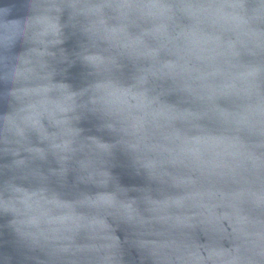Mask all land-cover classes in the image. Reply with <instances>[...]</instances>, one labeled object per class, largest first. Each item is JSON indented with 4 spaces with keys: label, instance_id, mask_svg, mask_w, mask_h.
Listing matches in <instances>:
<instances>
[{
    "label": "water",
    "instance_id": "95a60500",
    "mask_svg": "<svg viewBox=\"0 0 264 264\" xmlns=\"http://www.w3.org/2000/svg\"><path fill=\"white\" fill-rule=\"evenodd\" d=\"M0 264H264V0H0Z\"/></svg>",
    "mask_w": 264,
    "mask_h": 264
}]
</instances>
